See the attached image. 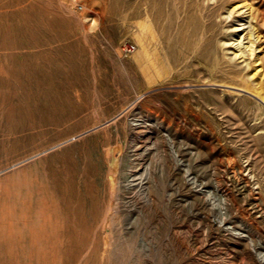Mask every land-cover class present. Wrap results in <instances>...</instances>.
<instances>
[{
    "label": "rangeland",
    "instance_id": "rangeland-1",
    "mask_svg": "<svg viewBox=\"0 0 264 264\" xmlns=\"http://www.w3.org/2000/svg\"><path fill=\"white\" fill-rule=\"evenodd\" d=\"M186 1L0 0V264H264V0Z\"/></svg>",
    "mask_w": 264,
    "mask_h": 264
},
{
    "label": "bare ground",
    "instance_id": "bare-ground-1",
    "mask_svg": "<svg viewBox=\"0 0 264 264\" xmlns=\"http://www.w3.org/2000/svg\"><path fill=\"white\" fill-rule=\"evenodd\" d=\"M195 2H196V0H188L186 2L180 3V8H181L180 9V18L181 19H180V22L178 21L179 23H177V24H179L178 42L181 45V49L183 50L182 52L186 53L187 56L190 54H193V56L195 58L197 55V52L203 48L204 51H206L205 52L206 57H210L212 54L218 53L223 48V45L219 44V46H218L216 44V37H217V35H219V36L222 35L221 34L222 32L218 28L219 24L217 26L214 25V20L212 18V17H214L213 16L214 14L206 15L207 19L205 20V22L201 26V29L196 30V3ZM242 7H244V6H239V8H242ZM239 8H236L234 10V12L238 11ZM158 12H160V10ZM245 12L246 11H244V10L239 11L237 13V17L238 18L243 17ZM249 12L250 11L247 12L248 15L246 17L252 18L253 16H251V13H249ZM139 13H141V12H139ZM174 15H175V13H174ZM258 18H259V20H261L260 17L256 16V23L258 22ZM238 21H241V20L239 19ZM175 22H176V20H175ZM143 28L144 27H142V29ZM149 28H150V24H147V26H145V29H149ZM247 28H248V26H245V23L235 24V26H233L231 28V30H229V31L233 34H235V33H242V34L238 36L239 38L237 41H233V42H231V44H228L227 46L231 47V48L235 47V52L233 53L234 58L241 59L240 62L246 61L247 67L253 66L252 70L254 72L252 73L251 76H255V78L259 82L258 85H262V82H263L262 69H260V68L257 69V67L260 65V63L257 62L260 59V57H259V54L255 53V47L253 45L256 42V40L258 39V35H259L257 32L258 30H256V28H254V26H253L252 29H250L244 33V31ZM197 35H199V37L201 39V42H202L201 44L198 43ZM241 36H242L243 40L246 39L247 41L243 42V40H240ZM195 38H196V40H195ZM184 53H183V55H185ZM248 59H250L251 61L248 62L247 61ZM241 71H242V68H240V67H235L234 69H231V72L234 75H239L241 73ZM260 87L261 86H258L255 90H253L254 93H251V96L255 97L257 100L261 101L264 104V96L262 95V90ZM235 167H236V165H235ZM231 171H232V169H231ZM244 179H245V177H244ZM254 209L256 212H258L259 206L257 205V203H254ZM227 230H228V228H227ZM230 230L234 234V236L238 237L239 239L240 238L243 239L244 237L247 238V235H243V232H241V231H239L233 227H230ZM262 258H264V257H262Z\"/></svg>",
    "mask_w": 264,
    "mask_h": 264
},
{
    "label": "built area",
    "instance_id": "built-area-1",
    "mask_svg": "<svg viewBox=\"0 0 264 264\" xmlns=\"http://www.w3.org/2000/svg\"><path fill=\"white\" fill-rule=\"evenodd\" d=\"M133 48H134L133 45L126 44V45L123 46V51H125V52H131L133 50Z\"/></svg>",
    "mask_w": 264,
    "mask_h": 264
}]
</instances>
